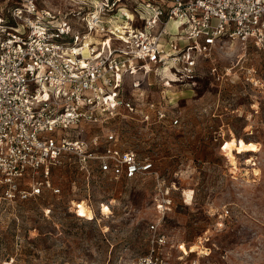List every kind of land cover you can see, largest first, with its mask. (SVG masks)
<instances>
[{"label":"rangeland","instance_id":"obj_1","mask_svg":"<svg viewBox=\"0 0 264 264\" xmlns=\"http://www.w3.org/2000/svg\"><path fill=\"white\" fill-rule=\"evenodd\" d=\"M36 1L41 9L77 13L75 19L95 2ZM74 18L70 39L84 28ZM197 75L189 86L136 75L143 107L67 133L85 142L115 133L123 150L153 163L163 185L152 176L115 181L64 154L48 177L59 194L46 188L39 197L8 202L0 186V264H132L149 250L152 223L166 237L168 264H264V53L252 45L223 47L198 63ZM133 77L124 87L128 98ZM151 106L180 126L142 122L153 117ZM235 145L242 154L232 155ZM250 156L254 167L245 162ZM161 193L172 201L164 216L155 210Z\"/></svg>","mask_w":264,"mask_h":264},{"label":"built area","instance_id":"obj_2","mask_svg":"<svg viewBox=\"0 0 264 264\" xmlns=\"http://www.w3.org/2000/svg\"><path fill=\"white\" fill-rule=\"evenodd\" d=\"M73 14L41 9L36 0H4L0 6V186L5 201H27L46 188L59 194L48 177L64 154L115 181L152 176L163 185L153 163L123 150L115 133L92 135L88 142L69 139L67 133L143 107V81L136 75L153 73L189 86L198 76V63L217 49L238 43L264 53V0H136L133 5L95 0L81 18ZM72 17L84 28L70 39ZM132 76L128 98L124 87ZM151 109L153 117L146 114L142 122L180 126L177 118L167 119L162 107ZM253 157L245 160L251 167ZM26 178L32 182L22 188ZM161 194L155 210L164 216L172 201ZM78 207L77 216L84 218ZM148 233V252L132 264H168L166 237L154 223Z\"/></svg>","mask_w":264,"mask_h":264},{"label":"bare ground","instance_id":"obj_3","mask_svg":"<svg viewBox=\"0 0 264 264\" xmlns=\"http://www.w3.org/2000/svg\"><path fill=\"white\" fill-rule=\"evenodd\" d=\"M172 25V23H170V26ZM172 28H174V26L172 25ZM171 28V29H172ZM173 30V29H172ZM239 142L240 141H236L235 143H237V144H239ZM236 146V145H235ZM238 148H240L239 146H236L235 148H234V150H232V152L234 151V152H236V154H242V153H240L239 152V149ZM231 152V153H232ZM226 154H228L227 155V157H228V159H229V161L232 163V164H234V160H233V158H232V156H230V154L229 153H226ZM252 154V153H251ZM255 174V173H254ZM256 175V174H255ZM79 208V207H78ZM82 211H84V212H86V213H88V209H83ZM79 213L81 214L82 212L79 210ZM82 215V214H81ZM83 216H84V214H83ZM85 217V216H84ZM192 252V251H191ZM182 253H184V252H182ZM185 254H188V253H185Z\"/></svg>","mask_w":264,"mask_h":264},{"label":"snow or ice","instance_id":"obj_4","mask_svg":"<svg viewBox=\"0 0 264 264\" xmlns=\"http://www.w3.org/2000/svg\"><path fill=\"white\" fill-rule=\"evenodd\" d=\"M83 215V213H81Z\"/></svg>","mask_w":264,"mask_h":264},{"label":"crops","instance_id":"obj_5","mask_svg":"<svg viewBox=\"0 0 264 264\" xmlns=\"http://www.w3.org/2000/svg\"><path fill=\"white\" fill-rule=\"evenodd\" d=\"M40 8V7H39Z\"/></svg>","mask_w":264,"mask_h":264}]
</instances>
